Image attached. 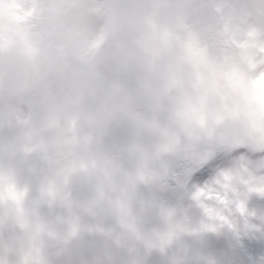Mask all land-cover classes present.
Segmentation results:
<instances>
[{
  "label": "clouds",
  "instance_id": "obj_1",
  "mask_svg": "<svg viewBox=\"0 0 264 264\" xmlns=\"http://www.w3.org/2000/svg\"><path fill=\"white\" fill-rule=\"evenodd\" d=\"M0 264H264V0H0Z\"/></svg>",
  "mask_w": 264,
  "mask_h": 264
}]
</instances>
